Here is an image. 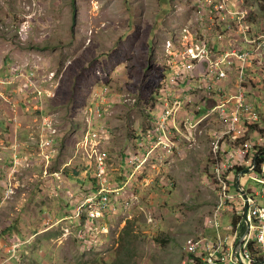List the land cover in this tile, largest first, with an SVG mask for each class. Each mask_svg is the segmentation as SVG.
Returning a JSON list of instances; mask_svg holds the SVG:
<instances>
[{
    "label": "rangeland",
    "instance_id": "obj_1",
    "mask_svg": "<svg viewBox=\"0 0 264 264\" xmlns=\"http://www.w3.org/2000/svg\"><path fill=\"white\" fill-rule=\"evenodd\" d=\"M233 1L247 8L252 27L264 32V0ZM202 2L0 0V73L7 75L0 79L9 82L0 84V143L10 144L12 134L18 132L21 138L22 129L27 127L20 120L18 104L21 93L25 97L29 89L26 84L29 78L24 75L28 71L29 75L33 74L30 79L35 82L33 94L28 93L27 98L34 97L38 91L43 96H40L42 103L26 101L31 113L29 120L33 118L36 121L33 124L38 126L36 129L33 125V128L39 130L36 151H42L41 139L51 133V128L59 140V150L50 160L51 165L47 164L46 158L40 157V151L34 157H26L33 164L37 156V163L43 169L35 178L43 180L44 174L51 181L55 178L51 183L53 187L70 185L72 166L79 169L85 163L81 158L73 161L75 147L83 141L82 134L91 131L105 141L103 148L111 155L109 174L111 179L115 176V183L118 182L116 175L121 173V163L125 164L123 158L128 163L142 159L143 166L138 176L140 179L136 175L130 194H126L136 195L138 200L128 209L119 203L123 211L107 219L110 224L104 231L95 225L90 233L93 238L90 247L80 243L79 231L71 222L59 224L53 220L63 209L64 202L47 200L33 205L31 201L22 209L18 204L21 199L17 190L11 191L9 186L0 203V264H180L188 254L185 249L190 242L214 235L215 207L219 200L213 176L215 133L227 130L228 125L212 112L194 125L180 127L184 136L176 140L180 151L167 158L166 150H157L154 155L144 153L142 148H147L148 152L154 149L149 141L142 143L141 147L137 142L138 135L153 126V120L161 110L160 104L166 103V96L170 97L161 88L164 83L171 86L165 80L172 79L177 71L170 67L169 51L183 53L191 46L200 45L193 40H199L197 34L203 28L204 34L217 43L223 36L231 43H241L238 37H229L221 18L211 23L202 19V15H206L205 11L199 13ZM184 30L188 32L183 36L181 32ZM229 42L219 45L231 49L234 45ZM28 62L30 66L26 67ZM196 71L206 74L207 67L203 70L194 68L184 74L190 76ZM235 81L229 80L222 89L214 88L219 93L208 91V94L210 97L233 96L223 90L236 88L233 87ZM104 87L108 93L100 97ZM260 88L262 94H258L260 90L253 84L249 90L263 100L264 89L263 86ZM12 89L14 93L7 94ZM179 96H189L198 105L206 100L203 98L205 91H191ZM214 105L215 99L211 100L210 107ZM188 106L189 103L183 101L175 116L172 115L178 123H181L180 116L191 115L190 119H195L192 113L197 107ZM92 110L94 114L91 116ZM96 110L101 116L95 114ZM261 113L264 126V108ZM44 123L51 124V128L44 129ZM242 143V139L231 140L225 147ZM20 145L14 143L16 148ZM19 164L18 160L14 166ZM51 167L53 171L65 169L64 172L72 168L59 179L49 176ZM240 167L234 166L231 173ZM24 169L18 167L22 174ZM249 175L255 176L256 173ZM242 179L244 188L253 187L260 191L261 186L255 180L244 176ZM21 182L18 192L28 187ZM79 187L76 184V188ZM67 212V217L74 215V205ZM232 219V212L228 211L221 220L222 225L226 227ZM63 228H68L70 233H67L68 229L64 232Z\"/></svg>",
    "mask_w": 264,
    "mask_h": 264
},
{
    "label": "built area",
    "instance_id": "obj_2",
    "mask_svg": "<svg viewBox=\"0 0 264 264\" xmlns=\"http://www.w3.org/2000/svg\"><path fill=\"white\" fill-rule=\"evenodd\" d=\"M202 1L199 13L204 11L206 13V15H202V19L211 23L212 20L221 18V21L226 24L229 37L236 36L241 40V43H231L225 40L224 36L221 37L220 43H217L207 33L204 34V29H202L197 34L199 40H193L195 43H201L200 45L191 46L183 53L169 51L170 67L177 71L174 77L168 81V85L171 86L164 83L161 88L165 93H169L170 98L165 103L162 115L154 120L155 127L146 134L142 131L141 135L146 136V139L150 141L154 149L150 153H156L163 147L174 146L169 143V140L174 136L172 129L175 127L171 123L175 119L172 115L175 116L177 107L183 101L189 103L188 100H181L179 94L197 92L202 86L208 89H222L229 80L237 81L236 88L223 90L227 93L235 91L233 96L212 95L210 98L218 101L212 112L220 111L219 117L228 125L227 130L215 133L218 141L214 145V161L216 162L214 179L217 181L220 195V204L216 208L218 212L229 208L233 219L229 220L228 225L224 227L220 221V215H216L214 220L215 237L199 243L190 242L187 247L189 254L183 258L182 264H264V162L262 164L255 162L257 154L264 149L263 116L258 110V108L264 107V99L255 104L251 96L257 94L249 90L250 84H253L257 90L262 86L264 89V34L257 33L252 29V22L248 20L249 10L244 8L240 2L241 6L238 2L233 1L232 3L231 0ZM190 28L191 26L188 27L189 30ZM185 32L188 30L181 32L183 36ZM225 41L233 44L234 47H231V50H218L216 45ZM203 57L209 61L202 62ZM203 65L207 67L206 74L200 71L198 74L196 71L190 76L184 74ZM25 66L29 67L30 62ZM254 69L259 70L261 75L254 76L252 74ZM24 75L27 78L33 76V74ZM8 83L6 80L0 79V84L7 85ZM192 83L194 85L190 86ZM107 93L108 89L104 87L100 97ZM258 94L262 93L259 91ZM97 99H99V95ZM176 99L177 101H175ZM261 101L262 104H260ZM93 114L94 110H92L91 116ZM95 114L101 116L98 110ZM196 123V119H190L185 126ZM43 127L51 128V124L44 123ZM50 131L48 136L41 139L42 151L40 152V157L46 158L48 165L58 152L54 148L58 144L53 139L56 132L52 128ZM238 139H242L244 143L234 144L229 148L225 147V144L230 143L231 140ZM83 141L81 140L76 146L75 153L83 156V159L88 162L87 167L90 161L96 162L98 168L96 178L100 186V190L96 194L89 196L86 201L77 205L76 218L86 217V225L89 226L91 221L117 211V206L112 202L111 196L115 193L119 194L123 188H114L110 184L109 153L102 149L104 139L91 131L84 133ZM133 161L140 164L142 159L139 161L133 159ZM234 166L244 167L250 172L257 169L261 171L259 176L241 173L244 178L258 181L263 187V190L258 193L261 202L251 193L236 190L234 177L229 173V170ZM242 228L247 229L246 233ZM239 242L242 243L237 246Z\"/></svg>",
    "mask_w": 264,
    "mask_h": 264
},
{
    "label": "bare ground",
    "instance_id": "obj_3",
    "mask_svg": "<svg viewBox=\"0 0 264 264\" xmlns=\"http://www.w3.org/2000/svg\"><path fill=\"white\" fill-rule=\"evenodd\" d=\"M263 4V3H262ZM263 6V5H262ZM259 8H260V6H259ZM258 8V9H259ZM262 9V8H261ZM255 32H257V33H261V32H259V30H256ZM263 34H264V32H262ZM205 58V57H204ZM255 73H256V77L257 76H259V75H261V72L259 71V70H257V69H254L253 70ZM27 74H29L28 73V71H27ZM32 74V73H31ZM34 82L35 81H33V80H31L30 78H29V81H28V83H26L27 85H28V87H29V89H28V91L25 93V97H24V100L25 101H33L34 103H42V101H40V96H41V98H43V96H42V94H40L41 92L40 91H38L37 92V94H34V97H32V98H27V95H28V93H32L33 94V92H32V89H33V85H34ZM30 83V84H29ZM32 87V88H31ZM260 88V87H259ZM260 92H262V90H261V88H260ZM232 95H234V93H232ZM251 98H252V100L254 99V96L252 95L251 96ZM258 98V97H257ZM166 99H167V96H166ZM207 101H209V100H205V102H207ZM254 101V100H253ZM24 102V101H23ZM22 102V103H23ZM210 102V101H209ZM218 101H216L215 100V104L217 103ZM39 105V104H38ZM210 105H211V102L209 103V104H207V106H208V111L207 112H205V113H203L202 115H198L197 113H193V115H195V119H196V121L198 122V121H200V120H202L203 118H207L211 113H212V111H213V109L215 108V105L214 106H211L210 107ZM254 105V104H253ZM40 106V105H39ZM42 106V105H41ZM28 107V106H27ZM165 108V104H160V107H159V109H161V110H159V113H158V116H160V115H162V110ZM57 109H58V107H57ZM41 110H42V108H41ZM56 110V109H55ZM59 110V109H58ZM57 111V110H56ZM217 112V111H216ZM214 113L215 115H219L220 114V111H219V113ZM190 116L191 115H189V116H187V117H185V118H183V119H180V122L181 123H178L177 122V120H172L171 121V123L175 126V127H173V129H172V133L174 134V136L176 137V138H172L171 140H169V143L170 144H174V146L173 145H171V147L170 148H166V147H163V148H161V149H159V151H161V150H166L167 151V154L165 155V157L167 158L168 156H173L174 154H176L177 152H179L180 151V148L178 147V146H176L177 145V141H176V139H177V136L179 135L181 138L182 137H184L183 136V133H182V131L181 130H178V128L179 127H183V126H185L186 125V123L187 122H189V120H190ZM53 117V116H52ZM87 117V116H86ZM85 117V118H86ZM88 118H90V117H88ZM59 120V119H58ZM86 120V119H85ZM221 122H223L222 120H221ZM90 125V124H89ZM40 126V125H39ZM155 126L153 125L151 128H154ZM44 128V127H43ZM150 128V129H151ZM2 129V128H1ZM0 129V130H1ZM101 129H102V127H101ZM150 129L149 130H144V132H145V134L146 133H149V131H150ZM44 130V129H43ZM90 130V129H89ZM2 131V130H1ZM4 131V130H3ZM85 131V130H84ZM85 133V132H84ZM84 133L82 134L83 136H82V138H84ZM13 135V134H12ZM15 135V134H14ZM20 135V134H19ZM21 136V135H20ZM28 138V137H27ZM142 138V140H143V142L142 143H145L146 141H149V140H147L146 139V136H142L141 137ZM53 139H54V142H57V144H58V142H59V140H57L55 137H54V135H53ZM76 139V138H75ZM78 139V138H77ZM79 140V139H78ZM178 140V139H177ZM20 141V140H19ZM18 141V142H19ZM30 141V140H29ZM217 141H218V137H217ZM22 142V141H21ZM105 142V141H104ZM17 143V142H16ZM25 143V142H24ZM68 143V145H69V142H67ZM60 144V143H59ZM71 144H72V142H71ZM149 144H150V141H149ZM21 146V145H20ZM27 146V145H26ZM30 146H32V145H30ZM34 146V145H33ZM37 146V145H36ZM70 146V145H69ZM88 146V145H87ZM107 146V145H106ZM11 147V146H10ZM13 147V146H12ZM24 147V146H23ZM54 148L55 149H57V145H55L54 146ZM74 148V147H73ZM23 149H25V148H23ZM75 149H76V147H75ZM104 151H107V150H105L104 148H102ZM110 149V148H109ZM144 151V153H150V152H148V149L147 148H142ZM31 150V149H30ZM38 150V149H37ZM57 150H59V148L57 149ZM74 150V149H73ZM21 151V150H20ZM23 151V150H22ZM38 151H40V150H38ZM158 151V152H159ZM29 152H31V151H29ZM41 152V151H40ZM68 152V151H67ZM108 152V151H107ZM15 153V152H14ZM32 153V152H31ZM71 153V152H70ZM157 153V152H156ZM29 154V153H28ZM36 154V153H35ZM152 155H154L155 154V152L154 153H151ZM58 155V154H57ZM259 155V154H258ZM59 156V155H58ZM57 156V157H58ZM67 156V155H66ZM143 156V155H142ZM71 157V156H70ZM125 157V156H124ZM22 158V157H21ZM66 158V157H65ZM77 158H81V160H83V156L82 155H80V154H76V153H74L73 154V161L74 160H76ZM14 159V158H13ZM68 159H69V157H68ZM126 159V158H125ZM17 160H18V158H17ZM20 160V159H19ZM38 160V159H37ZM67 160V159H66ZM72 160V159H71ZM45 161V160H44ZM68 161V160H67ZM85 163H83L84 164V172H86V171H88V170H92L93 172H95V176L93 177V180H97V178H96V172H97V170H98V168H97V164H96V162H94V161H90V164L88 165V167H87V161L86 160H83ZM124 161V160H123ZM20 162V161H19ZM22 162V161H21ZM24 162V161H23ZM255 162L256 163H258V159L256 158V160H255ZM264 162V161H263ZM263 162H260V163H258V164H262ZM25 163H26V161H25ZM40 163V162H39ZM56 163H57V161H56ZM61 163V162H60ZM72 163V162H71ZM111 163V155L109 154V157H108V164H110ZM66 164V163H65ZM141 164H142V162L139 164H134V161L132 160V162H129L128 163V165H129V167L128 168H126V170H125V172H126V175H127V178H126V180H124V182H123V184H118V183H115V181L113 180V179H111V174H109V177H110V184L112 185V186H114V188H118V189H121V188H123V190L119 193V194H117V193H115V194H113L111 197H112V202L114 203V204H116V206H117V211L115 212V213H110V214H108V215H105L104 217H100V218H98V219H96V220H94V221H91L90 222V225L89 226H87L86 225V222H87V220H86V217H82L81 219H77L76 218V213H77V205L78 204H81L82 202H84V201H86L87 200V198L89 197V196H91V195H93V194H96L99 190H100V186H99V184L97 183V184H94L93 183V185H92V187H89V188H74L75 190L73 191V190H70L69 192H68V196L66 195V194H64V195H66L67 196V198H68V200H70V202L72 201L73 203H74V207H75V213H74V215H71L68 219L70 220L71 219V221H68V222H71L72 223V226L74 227V229H77V231H79L78 233H79V241H80V243H85V244H87L86 246L87 247H90V245H92V240H93V238H92V235L90 234L91 233V231H92V228L96 225V226H98L99 227V229L100 230H102V231H104L105 229H106V227L110 224V222L107 220V219H112L114 216H117V214H119V212L121 213V211H123V208H119V203H122L123 204V207L125 208V209H128V208H130L131 206H132V204H133V202L134 201H137L138 200V198L136 197V195H128V196H126V194L127 193H129L130 194V189H131V187H132V183L134 184V181H135V178H136V175H137V179H140L138 176L140 175V171H141V169L143 168V166H141ZM7 165V164H6ZM11 165V164H10ZM41 165V164H40ZM51 165V164H50ZM62 165H63V163H62ZM26 166V165H25ZM29 166V165H28ZM43 166V165H42ZM58 166V165H57ZM61 166V165H60ZM71 166V165H70ZM125 166H126V164H125ZM7 167V166H6ZM11 167V166H10ZM40 167V166H39ZM59 167V166H58ZM62 167H64V166H62ZM73 167V168H72ZM71 168L73 169V170H71L72 171V173H71V177L72 176H76V174L78 175V173H79V171H78V168L77 167H75V166H72ZM34 168V167H33ZM70 168V169H71ZM81 168V167H80ZM82 168V169H83ZM242 168V171H240L239 173H235V175L233 176L234 177V182H236L237 183V181H236V178H238V181H240L239 183H237V185H236V190H239L240 192H242V191H245L246 193H251L252 195H254V196H256L257 197V200H259V202H261V198H260V196L258 195V193H260L262 190H263V187L261 186V188H260V191H258L257 190V188H250V189H247V188H244L243 187V185H244V183H243V179H242V177H243V175L241 174L242 172H244L245 174H247V173H251L250 171H249V169H245L244 167H241ZM22 169V168H21ZM41 169V168H40ZM53 169V167H51V168H49V176L51 177V176H54V177H57V178H59V179H62L63 177H60V175H61V173L62 172H64V170L65 169H63L62 171H53L52 170ZM55 169V168H54ZM67 169V168H66ZM69 168L67 169V170H70ZM128 169H129V173H128ZM33 170V169H32ZM41 170H43V169H41ZM66 170V171H67ZM215 170H216V164H215V167H214V172H213V176L215 175ZM45 171V170H44ZM65 171V172H66ZM8 172H9V170H8ZM33 172V171H32ZM38 172V171H37ZM109 172H110V167H109ZM255 173H256V175L255 176H259L260 174H261V171L260 170H255L254 171ZM6 173V172H5ZM29 173H30V171H29ZM34 173V172H33ZM33 173H31V175L33 174ZM243 173V174H244ZM26 174V173H25ZM28 174V173H27ZM35 174V173H34ZM10 175V174H9ZM22 175H24V174H22ZM39 175V174H38ZM81 175V174H80ZM32 177V176H31ZM84 177V176H83ZM11 178V177H10ZM20 178H22V176L20 177ZM19 178V179H20ZM26 178V177H25ZM34 179H38V178H34ZM33 179V180H34ZM67 179V178H66ZM9 180V179H8ZM44 180V179H43ZM42 180V181H43ZM71 180V179H70ZM79 180V179H78ZM24 181V180H23ZM28 181H29V179H28ZM38 181V180H37ZM50 181H51V179H50ZM66 181V180H65ZM138 181V180H137ZM85 182V181H84ZM214 182L216 183V186H217V181H216V179H214ZM258 184H259V182L258 181H256ZM78 183V182H77ZM139 183V182H138ZM3 184V183H2ZM38 184H40V182L38 183ZM72 184V183H71ZM10 185V184H9ZM33 185V184H32ZM35 185V184H34ZM77 185H79V183L77 184ZM5 186H7V185H5ZM22 186V185H21ZM43 186V185H42ZM66 186V185H65ZM64 186V187H65ZM4 187V186H3ZM9 187V186H8ZM12 187V186H11ZM23 187V186H22ZM26 187V186H25ZM31 187H33V186H31ZM30 187V188H31ZM67 187V186H66ZM65 187V188H66ZM24 188V187H23ZM45 188V187H44ZM54 188L55 189H57L58 190V192H61V194H62V192H64V191H62L63 189L61 188V187H58V186H54ZM72 188V187H71ZM218 188V187H217ZM4 189V188H3ZM16 189V188H15ZM46 189V188H45ZM60 189H62V190H60ZM67 189H70V188H67ZM73 189V188H72ZM87 190V193H84L83 192V190ZM23 190H26V188L25 189H23ZM31 190H33V189H31ZM35 190V189H34ZM37 190V189H36ZM50 190V189H49ZM84 190V191H85ZM11 191H13V190H11ZM40 191V190H39ZM38 191V192H39ZM66 191H68V190H66ZM218 191H219V189H218ZM9 193V192H8ZM24 193V192H23ZM140 193V192H139ZM15 194V193H14ZM19 194H21V193H19ZM32 194V193H31ZM51 194V193H50ZM12 195V194H11ZM53 195V194H52ZM59 195V194H58ZM63 195V196H64ZM20 196V195H19ZM65 196V197H66ZM121 196V198H119ZM47 197V196H46ZM59 197V196H58ZM130 197L132 198V199H130ZM143 197H144V193H143ZM1 198V197H0ZM53 198H55V196L53 195ZM6 199V198H5ZM18 199V198H17ZM23 199V198H22ZM28 199V198H27ZM33 199V198H32ZM62 199V198H61ZM60 199V200H61ZM150 199V198H149ZM8 200V199H7ZM35 200H37V199H34L33 201H34V203H35ZM57 200V199H56ZM59 200V201H60ZM62 200H64V199H62ZM126 200V201H125ZM4 201V200H3ZM31 201V200H30ZM32 201V202H33ZM3 203V202H2ZM27 203V202H26ZM30 203V202H29ZM57 203V202H56ZM65 203H67L66 201H65ZM12 204V203H11ZM31 204V203H30ZM41 204H43V203H41ZM68 204H70V205H72V203H68ZM218 204H220V195H219V200H218V202H217V205ZM29 205V204H28ZM34 205V204H33ZM37 205H39L38 203H37ZM66 205V204H65ZM48 206V205H47ZM57 206V205H56ZM60 206V205H59ZM2 207V206H1ZM8 208H9V206H7ZM6 207V208H7ZM13 207V206H12ZM37 207V206H36ZM70 207V206H69ZM19 208V207H18ZM18 208H16V210L18 209ZM26 208V207H25ZM34 208V207H33ZM38 208V207H37ZM36 208V209H37ZM55 208V207H54ZM59 208V207H58ZM11 209H13V208H11ZM20 209V208H19ZM18 209V210H19ZM39 209V208H38ZM48 209H50V208H48ZM52 209V208H51ZM57 209V208H56ZM15 210V209H14ZM17 210V211H18ZM40 210V209H39ZM58 210V209H57ZM57 210H55V211H57ZM16 211V212H17ZM228 211H230V209L228 208V209H224V211H221V212H218L217 211V208H215V216L216 215H220V221L222 220V218L225 216V214L228 212ZM20 212V211H19ZM23 212V211H22ZM34 212V211H33ZM36 212V211H35ZM39 212V211H38ZM48 212V211H47ZM37 213V212H36ZM58 213V212H57ZM19 214H21V213H19ZM31 214V213H30ZM42 214V213H41ZM66 214V213H65ZM124 214V213H123ZM122 214V215H123ZM24 215H26V214H24ZM33 215V214H32ZM112 217V218H111ZM19 219V218H18ZM150 219V222H153V217H150L149 218ZM54 220V219H53ZM16 221V220H15ZM59 224L61 223V222H59V221H57ZM16 223V222H15ZM52 223V222H51ZM45 225V224H44ZM116 226V225H115ZM46 227V226H45ZM44 227V228H45ZM80 228V229H79ZM67 229L68 228H65V229H63L64 230V232L65 231H67ZM79 229V230H78ZM69 230V229H68ZM246 231H247V229H245V230H243V232L244 233H246ZM67 233H70V230H69V232L67 231ZM78 233H77V235H78ZM214 235L213 236H209V239H213L214 237H215V235H216V230L214 229ZM120 236H121V234H120ZM208 238H202V239H198V240H196V241H193V242H196V243H199V242H203V241H205V240H209ZM240 243V242H239ZM238 243V244H239ZM242 243V242H241ZM97 244V243H96ZM188 247V246H187ZM95 247H93L92 249H94ZM185 250H187V252H188V249L186 248ZM189 254V253H188ZM182 261H183V259L181 260V262H180V264H182Z\"/></svg>",
    "mask_w": 264,
    "mask_h": 264
},
{
    "label": "crops",
    "instance_id": "obj_4",
    "mask_svg": "<svg viewBox=\"0 0 264 264\" xmlns=\"http://www.w3.org/2000/svg\"><path fill=\"white\" fill-rule=\"evenodd\" d=\"M206 58H204L203 60L201 59V61L202 62H206V61H204ZM207 63V62H206ZM205 66L203 65V66H200L199 68H197L198 70H203V68H204ZM13 72H14V70H13ZM7 76V75H6ZM6 76H5V74H3V73H0V77L1 78H6ZM238 83H237V81H235L234 82V86L233 87H236V85H237ZM203 87V86H202ZM229 87V86H228ZM12 92H13V89L12 90H8V92H7V94H12ZM199 92V91H198ZM201 92V91H200ZM14 93V92H13ZM232 93H235V91H232ZM205 97V96H204ZM203 97V98H204ZM20 103L18 104V108H19V110H20V116H21V118H20V120H21V122H23L27 127L25 128V129H22V132H23V134H22V137L21 138H19V132L18 133H14L13 134V138L11 139V143L10 144H8V145H6V144H3V143H0V203H1V200L3 199V194L5 193V190L6 189H8V186H12V190L14 191V190H17V194H19V193H21V194H19L20 195V198L19 199H21V201H18V204H19V206H21L22 207V209H23V207L24 206H26V205H28L29 204V202H31V201H33L34 199H37V200H35V203H34V201L32 202L34 205L35 204H39V203H43V202H46L47 200L48 201H50L51 203H56L55 201H58V202H64V206H63V209L60 211V212H58L57 214H55V216H56V219H54V220H56V221H59V222H61V223H63V222H65V221H69V217H67V214H68V212H67V209L68 208H70L72 205H74V203L71 201L70 202V200H68V198H65L63 195L64 194H66L67 196H68V192L70 191V190H75L74 188L76 187V184H78L79 183V185L81 186V187H79V188H89V187H92V185H93V183H92V179H93V177L95 176V172H93L92 170H88V171H86V172H84L83 170H84V168L82 169V168H79L78 169V171H80L81 173V175H77L76 174V176H72V177H70V179H69V184L70 185H67V187L68 188H70V189H68V191H65L66 189H67V187L65 188V187H63L62 189H60V190H62V191H64V192H62V194H61V192H58V190L57 189H55L52 185H51V183L55 180V178H53V180L52 181H50V179L51 178H48V177H45L44 176V174H43V181H42V179H40V180H38V179H34L35 178V175L37 174H39V172H40V167H39V165H38V163H37V156L35 157V160H34V163L32 164V162H28L27 161V159H26V157H28V158H31V157H34L36 154H38L39 153V151H36V148H35V144H36V142H37V140H38V133H39V130H35L34 128H33V125H34V127L37 129V124H33V122L34 123H36V121L32 118V120L30 119L29 120V118H30V116H28V115H30L31 113H30V110H29V108L27 107V105H26V101L24 100V95L21 93V96H20ZM22 98H23V100H22ZM168 98H170V97H168L167 96V99ZM181 98V100H188L189 101V106H188V108H190L191 106H193V105H195V106H197V102H195V104L191 101V97H189V96H181L180 97ZM24 101V102H23ZM209 101L211 102V99H209ZM23 102V103H22ZM186 104V103H185ZM200 110V107H197V110L194 112V113H196L197 111H199ZM193 114V113H192ZM185 117H187V116H180L179 117V119H183V118H185ZM139 137H138V139H137V142H138V144H140V147H141V145H142V142H143V140H142V135H141V133H140V135H138ZM28 137V138H27ZM2 138V137H1ZM173 138H176L175 136H173ZM177 139L178 140H181V137L178 135L177 136ZM176 139V140H177ZM20 140V141H19ZM30 140V141H29ZM19 141V142H18ZM22 141V142H21ZM15 142H17V143H21V147L19 148V147H14V143ZM25 142V143H24ZM27 145V146H26ZM30 145H32V146H30ZM34 145V146H33ZM11 146V147H10ZM13 146V147H12ZM24 146V147H23ZM23 148H25V149H23ZM31 149V150H30ZM21 150V151H20ZM23 150V151H22ZM139 150H140V148H139ZM142 150V152H143V149H141ZM29 151H31V152H29ZM15 152V153H14ZM29 153V154H28ZM36 153V154H35ZM22 157V158H21ZM14 158V159H13ZM17 158H18V160L20 161L19 163V165L18 166H14V163L16 162V161H18L17 160ZM125 158H123V160H124ZM22 161V162H21ZM26 161V163H24V162ZM123 162H125V164H126V166H125V164H123V163H121V167H120V169H121V173L120 174H117L116 176L118 177V184H123V182H124V180H126V178H127V175H126V172H125V170H126V168H128L129 167V165H128V162H127V160L125 159ZM32 164V165H29L28 166V164ZM7 164V165H6ZM11 164V165H10ZM26 165V166H25ZM7 166V167H6ZM11 166V167H10ZM19 166H21V167H23V168H26V169H24L23 170V174H25V175H22V173H20V171L18 170V167ZM16 167H17V169H16ZM34 167V168H33ZM33 169V170H32ZM8 170H9V172H8ZM29 171H30V173H29ZM35 173H33V172ZM38 171V172H37ZM6 172V173H5ZM128 172H129V169H128ZM28 173V174H27ZM31 173H33L32 175H31ZM64 173L65 172H62L61 173V175H60V177H62L63 175H64ZM10 174V175H9ZM22 176V178H20ZM32 176V177H31ZM84 176V177H83ZM114 176V175H113ZM11 177V178H10ZM26 177V178H25ZM51 177H54V176H51ZM20 178V179H19ZM112 178V177H111ZM9 179V180H8ZM28 179H29V181H28ZM34 179V180H33ZM79 179V180H78ZM20 180L22 181L21 183H22V185H24V184H26V185H28V187H26V190L25 191H23V190H21V191H19L18 192V185L20 184ZM24 180V181H23ZM38 180V181H37ZM114 181H116V179H115V176H114V179H113ZM85 181V182H84ZM12 182V183H11ZM40 182V184H38ZM78 182V183H77ZM3 183V184H2ZM72 183V184H71ZM10 184V185H9ZM33 184V185H32ZM35 184V185H34ZM5 185H7V186H5ZM43 185V186H42ZM4 186V187H3ZM31 186H33V187H31ZM31 187V188H30ZM46 189H45V188ZM73 189H72V188ZM4 188V189H3ZM16 188V189H15ZM31 189H33V190H31ZM35 189V190H34ZM37 189V190H36ZM50 189V190H49ZM40 190V191H39ZM85 190V189H84ZM83 190V192L84 193H87V190H85L84 191ZM39 191V192H38ZM24 192V193H23ZM32 193V194H31ZM51 193V194H50ZM55 196V198H53V195ZM59 194V195H58ZM18 195V196H19ZM47 196V197H46ZM59 196V197H58ZM16 198H18L17 197V195H15V199ZM23 198V199H22ZM25 198V199H24ZM28 198V199H27ZM33 198V199H32ZM64 199V200H62V199ZM57 199V200H56ZM61 199V200H60ZM31 200V201H30ZM60 200V201H59ZM65 201L67 202V203H65ZM69 201V202H68ZM26 202H28L27 204H26ZM68 203H72V205H70V204H68ZM48 205L50 204L49 202L47 203ZM66 204V205H65ZM57 205V204H56ZM70 206V207H69ZM75 206V205H74ZM66 213V214H65ZM62 214H65V215H62ZM231 214V213H230ZM64 229V228H63ZM19 242V241H18ZM1 243V242H0ZM15 246V245H14ZM11 248H13V247H11ZM10 250V249H9ZM11 252V251H10Z\"/></svg>",
    "mask_w": 264,
    "mask_h": 264
},
{
    "label": "trees",
    "instance_id": "obj_5",
    "mask_svg": "<svg viewBox=\"0 0 264 264\" xmlns=\"http://www.w3.org/2000/svg\"><path fill=\"white\" fill-rule=\"evenodd\" d=\"M204 29V28H203ZM252 29L254 30V31H256V29H254L253 27H252ZM200 33V30L198 31V34ZM217 46V48H218V50H220V51H225V50H228V49H225L223 46H220L219 44H217L216 45ZM197 74H198V71H197ZM252 74H254V76L256 75V73L254 72V71H252ZM171 80V78L170 77H168L165 81H170ZM191 86V85H190ZM190 86H187V87H190ZM200 91H205V97H204V99H206V100H209L211 97H210V95L208 94V91L210 92H216V93H219V91L218 90H216V89H214V88H212V89H208V88H206V87H201V89L199 90V92ZM232 93V92H231ZM161 94H163V93H161ZM254 96V95H253ZM216 100V99H215ZM254 101V103L256 104L260 99L259 98H257V96H255L254 97V99H253ZM264 101V100H263ZM263 102L261 101L260 102V104H262ZM196 107H200V110L199 111H197L196 113L198 114V115H202L203 113H205V112H207L208 111V106H207V103L204 101L201 105H198L197 104V106ZM263 107H261L260 109H262ZM216 113H219V111H217ZM263 116V115H262ZM254 128V127H253ZM256 158L258 159V163H260V162H263L264 161V150L261 152V153H259V155H257L256 156ZM240 171H242V168L240 167L239 169H236L233 173H231L232 172V170L230 169L229 170V173H231L233 176L235 175V173H239ZM92 181V183H94V184H97L98 183V181L97 180H91ZM215 234V233H214Z\"/></svg>",
    "mask_w": 264,
    "mask_h": 264
},
{
    "label": "flooded vegetation",
    "instance_id": "obj_6",
    "mask_svg": "<svg viewBox=\"0 0 264 264\" xmlns=\"http://www.w3.org/2000/svg\"><path fill=\"white\" fill-rule=\"evenodd\" d=\"M228 50H231V49H228ZM207 59V58H206ZM209 61V59H207V62ZM103 129V128H102ZM236 181H237V183H239L240 181H238V178H236ZM235 184H236V182H235ZM217 206V205H216ZM216 208V207H215Z\"/></svg>",
    "mask_w": 264,
    "mask_h": 264
},
{
    "label": "clouds",
    "instance_id": "obj_7",
    "mask_svg": "<svg viewBox=\"0 0 264 264\" xmlns=\"http://www.w3.org/2000/svg\"><path fill=\"white\" fill-rule=\"evenodd\" d=\"M263 108H264V107H263ZM263 108H262V109H263ZM262 109L258 108V110H259L260 112H261ZM153 122H154V120H153ZM153 124H154V123H153ZM141 133H142V132H141Z\"/></svg>",
    "mask_w": 264,
    "mask_h": 264
},
{
    "label": "water",
    "instance_id": "obj_8",
    "mask_svg": "<svg viewBox=\"0 0 264 264\" xmlns=\"http://www.w3.org/2000/svg\"><path fill=\"white\" fill-rule=\"evenodd\" d=\"M241 245V242L239 244H237V246H240Z\"/></svg>",
    "mask_w": 264,
    "mask_h": 264
}]
</instances>
